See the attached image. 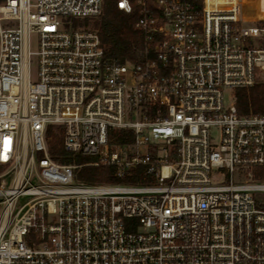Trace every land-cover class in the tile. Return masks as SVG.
Here are the masks:
<instances>
[{
	"label": "built area",
	"instance_id": "obj_1",
	"mask_svg": "<svg viewBox=\"0 0 264 264\" xmlns=\"http://www.w3.org/2000/svg\"><path fill=\"white\" fill-rule=\"evenodd\" d=\"M261 10L0 0V264H264V113L236 94L264 74ZM52 125L92 159L57 161Z\"/></svg>",
	"mask_w": 264,
	"mask_h": 264
},
{
	"label": "trees",
	"instance_id": "obj_2",
	"mask_svg": "<svg viewBox=\"0 0 264 264\" xmlns=\"http://www.w3.org/2000/svg\"><path fill=\"white\" fill-rule=\"evenodd\" d=\"M102 27L104 29H110L111 27L113 28V30L119 36L120 45L124 53H128V54L135 53V51H133L130 47L128 36L121 31L117 23L112 22L110 25L108 19L106 17H103ZM111 35L113 37V44L115 47L119 40L115 39L114 33ZM133 40L135 42H139L141 40V37L138 35L136 31H134ZM236 94H237V107L241 114H248L250 112L264 113V81L257 82L256 84H254L249 88H239L236 90ZM126 132L122 133L123 137L125 136V134H129V136L131 135L132 137V133H130V131H126ZM48 135L50 137L49 139L50 153L57 161L61 163H71L73 161H77L80 164H84L92 159L90 157L82 156L80 154L73 156L68 151H66L62 146L61 129H57V132H55L54 126L52 125L50 126V129L48 131ZM111 171H112L111 167L105 169L101 167L84 165L77 171V178L92 183H97L102 181H112L114 180V178L110 176Z\"/></svg>",
	"mask_w": 264,
	"mask_h": 264
},
{
	"label": "rangeland",
	"instance_id": "obj_3",
	"mask_svg": "<svg viewBox=\"0 0 264 264\" xmlns=\"http://www.w3.org/2000/svg\"><path fill=\"white\" fill-rule=\"evenodd\" d=\"M245 1V12H246V16L249 18H256L259 16V12L261 10V15H263V11H264V0H244ZM118 19H122V17H117ZM120 21V20H118ZM114 22V21H113ZM100 23V19L95 20L93 22H90V26L91 27H98ZM35 46V45H34ZM32 68L34 71H36L37 67V58L34 57L32 60ZM264 81V74L261 76L260 80L258 82H262ZM234 91L233 90H226L225 93V103L226 104H230L231 101L233 100V95H234ZM55 132H57V129H54ZM216 137H218V132L216 131Z\"/></svg>",
	"mask_w": 264,
	"mask_h": 264
},
{
	"label": "bare ground",
	"instance_id": "obj_4",
	"mask_svg": "<svg viewBox=\"0 0 264 264\" xmlns=\"http://www.w3.org/2000/svg\"><path fill=\"white\" fill-rule=\"evenodd\" d=\"M249 1V0H248Z\"/></svg>",
	"mask_w": 264,
	"mask_h": 264
}]
</instances>
